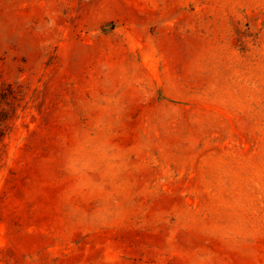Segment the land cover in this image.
<instances>
[{
  "label": "rangeland",
  "instance_id": "obj_1",
  "mask_svg": "<svg viewBox=\"0 0 264 264\" xmlns=\"http://www.w3.org/2000/svg\"><path fill=\"white\" fill-rule=\"evenodd\" d=\"M2 90L0 264H264V0H0Z\"/></svg>",
  "mask_w": 264,
  "mask_h": 264
},
{
  "label": "trees",
  "instance_id": "obj_2",
  "mask_svg": "<svg viewBox=\"0 0 264 264\" xmlns=\"http://www.w3.org/2000/svg\"><path fill=\"white\" fill-rule=\"evenodd\" d=\"M14 97V96H11ZM0 103L4 105H11L12 101L10 100V95H8L5 90H2L0 93ZM9 119L8 111L3 109L0 110V140L2 139L3 135L5 134V125Z\"/></svg>",
  "mask_w": 264,
  "mask_h": 264
}]
</instances>
